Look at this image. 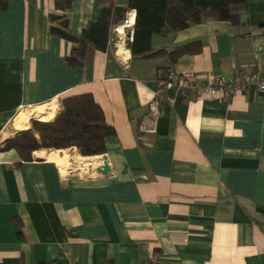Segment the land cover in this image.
<instances>
[{
  "label": "crops",
  "instance_id": "0c3cea01",
  "mask_svg": "<svg viewBox=\"0 0 264 264\" xmlns=\"http://www.w3.org/2000/svg\"><path fill=\"white\" fill-rule=\"evenodd\" d=\"M109 1L128 5L71 0L69 32L79 36ZM52 13L54 0H10L0 11V146L24 129L21 115L44 110L51 121L62 98L81 94L115 135L102 156L41 150L19 164L0 152V264H264V93L158 98L168 64L131 56L132 11L104 52L69 67L75 46L50 33ZM243 21L207 19L151 46L200 44L170 69L178 74L262 77L264 0H247ZM103 156L107 175L96 171Z\"/></svg>",
  "mask_w": 264,
  "mask_h": 264
},
{
  "label": "trees",
  "instance_id": "16d2710c",
  "mask_svg": "<svg viewBox=\"0 0 264 264\" xmlns=\"http://www.w3.org/2000/svg\"><path fill=\"white\" fill-rule=\"evenodd\" d=\"M10 0H0L4 11ZM71 0H54V13L49 15L50 33L74 44L66 57L69 67L91 63L95 52H104L110 41L111 30L122 24L129 12H134L132 41L127 47L133 58H163L170 70L185 55L200 53L197 42L177 47L172 51L156 50L152 39L177 33L204 20L229 22L233 27L244 24L247 0H128L126 8L112 1L103 5L99 18L89 22L79 36L68 30L65 12ZM60 110L48 122L32 121L27 130L16 131L0 146V152L14 151L18 163L31 162L33 153L41 150H68L75 148L82 157L102 156L106 153V139L115 135L100 106L90 94L72 95L60 100Z\"/></svg>",
  "mask_w": 264,
  "mask_h": 264
},
{
  "label": "built area",
  "instance_id": "2783aa9c",
  "mask_svg": "<svg viewBox=\"0 0 264 264\" xmlns=\"http://www.w3.org/2000/svg\"><path fill=\"white\" fill-rule=\"evenodd\" d=\"M167 89H173L177 95L183 96L187 92L193 91L196 97L214 95L227 101L234 95L243 93L249 89L264 93V76L260 77L256 74L250 73L238 74L229 79H223L214 75L200 79L189 72L178 74L169 70L159 81L156 95L158 98L162 97V100L173 105L175 101L174 97L164 94ZM157 104V100L153 102L155 107Z\"/></svg>",
  "mask_w": 264,
  "mask_h": 264
},
{
  "label": "rangeland",
  "instance_id": "374dc122",
  "mask_svg": "<svg viewBox=\"0 0 264 264\" xmlns=\"http://www.w3.org/2000/svg\"><path fill=\"white\" fill-rule=\"evenodd\" d=\"M60 101H59V110H60ZM53 113H56V110H54ZM22 117H24L23 115H21ZM21 118V117H20ZM24 120V119H23ZM32 121H36V122H41V123H45V122H48V121H41V118L40 117H37L34 115L30 116L27 118L26 122L21 124V126H24V129H18L17 131H23V130H27L31 127V122ZM16 132V131H15Z\"/></svg>",
  "mask_w": 264,
  "mask_h": 264
},
{
  "label": "bare ground",
  "instance_id": "6f19581e",
  "mask_svg": "<svg viewBox=\"0 0 264 264\" xmlns=\"http://www.w3.org/2000/svg\"><path fill=\"white\" fill-rule=\"evenodd\" d=\"M42 111H44V110H41L40 112H39V115L37 116V117H40L41 118V121H49L51 118H52V114L51 113H49L48 115H46V114H44ZM45 112V111H44ZM51 112V111H50ZM48 113V112H47ZM21 117V118H20ZM19 118H18V120L16 121V127L17 128H23L24 126H21V124H23L24 123V117H22V116H20Z\"/></svg>",
  "mask_w": 264,
  "mask_h": 264
},
{
  "label": "water",
  "instance_id": "95a60500",
  "mask_svg": "<svg viewBox=\"0 0 264 264\" xmlns=\"http://www.w3.org/2000/svg\"><path fill=\"white\" fill-rule=\"evenodd\" d=\"M109 167L107 163L106 157H102L100 166L96 169V171L100 174L107 175L109 172Z\"/></svg>",
  "mask_w": 264,
  "mask_h": 264
}]
</instances>
